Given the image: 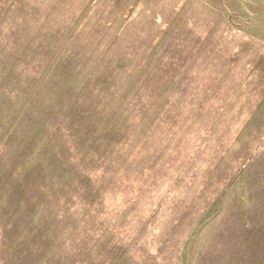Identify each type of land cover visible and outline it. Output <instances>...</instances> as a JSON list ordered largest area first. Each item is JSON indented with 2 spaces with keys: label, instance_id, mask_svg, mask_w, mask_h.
Instances as JSON below:
<instances>
[{
  "label": "rangeland",
  "instance_id": "obj_1",
  "mask_svg": "<svg viewBox=\"0 0 264 264\" xmlns=\"http://www.w3.org/2000/svg\"><path fill=\"white\" fill-rule=\"evenodd\" d=\"M0 264H264V0H0Z\"/></svg>",
  "mask_w": 264,
  "mask_h": 264
}]
</instances>
